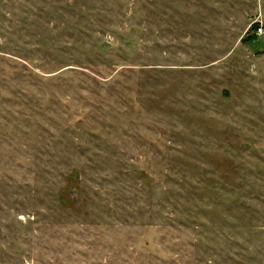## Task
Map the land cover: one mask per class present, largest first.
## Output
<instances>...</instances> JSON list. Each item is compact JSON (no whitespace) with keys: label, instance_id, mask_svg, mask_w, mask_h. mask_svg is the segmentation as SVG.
Wrapping results in <instances>:
<instances>
[{"label":"rangeland","instance_id":"rangeland-1","mask_svg":"<svg viewBox=\"0 0 264 264\" xmlns=\"http://www.w3.org/2000/svg\"><path fill=\"white\" fill-rule=\"evenodd\" d=\"M0 264H264V0H0Z\"/></svg>","mask_w":264,"mask_h":264},{"label":"trees","instance_id":"trees-1","mask_svg":"<svg viewBox=\"0 0 264 264\" xmlns=\"http://www.w3.org/2000/svg\"><path fill=\"white\" fill-rule=\"evenodd\" d=\"M252 29H255L256 30L257 29V26L256 25L252 26Z\"/></svg>","mask_w":264,"mask_h":264}]
</instances>
